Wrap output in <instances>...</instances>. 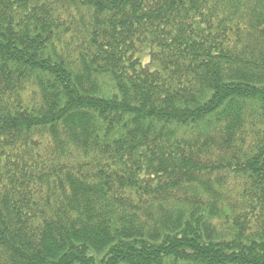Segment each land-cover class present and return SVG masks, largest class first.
<instances>
[{
  "label": "trees",
  "instance_id": "trees-1",
  "mask_svg": "<svg viewBox=\"0 0 264 264\" xmlns=\"http://www.w3.org/2000/svg\"><path fill=\"white\" fill-rule=\"evenodd\" d=\"M0 264H264V0H0Z\"/></svg>",
  "mask_w": 264,
  "mask_h": 264
}]
</instances>
